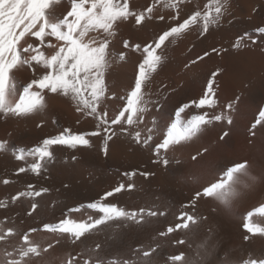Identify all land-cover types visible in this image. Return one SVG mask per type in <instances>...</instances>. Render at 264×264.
I'll return each mask as SVG.
<instances>
[{
    "label": "bare ground",
    "instance_id": "1",
    "mask_svg": "<svg viewBox=\"0 0 264 264\" xmlns=\"http://www.w3.org/2000/svg\"><path fill=\"white\" fill-rule=\"evenodd\" d=\"M117 2L122 4L125 0ZM126 2L130 12L144 14L141 24L135 22L133 15L117 20L111 35L98 29L85 37L86 43L91 39L97 44L104 38L109 41L106 91L96 104L98 115H89L90 109L71 94L47 90L45 107L37 112L21 116L0 113V142L6 143V148L0 150V235L5 236L0 240V264L13 260L20 264H69L73 257L79 264L91 257V264L97 254L105 264L111 259L172 264L170 257L174 255H183V264H243L249 259H264V235L243 228L249 212L254 213L253 223L264 226V216L254 211L264 205V183L227 213L213 198L196 195L213 177L223 175L231 166L229 161H247L257 170L264 169V127H251L264 108V34L255 31L264 27V0H227L226 4L221 0L224 6L219 22L209 25L206 32L202 17L209 12L212 0H175L176 8L165 6L173 0ZM70 10L71 0H59L49 15L55 22ZM195 12L201 14L197 23L180 35L169 37L156 49L161 60L142 85L143 102L139 106L145 110L132 125L127 124V112L120 124L113 125L111 121L124 109L134 87L138 66L145 56L144 47H154L159 35ZM56 41V37H46L41 44L26 35L20 46L32 44L51 56L63 43ZM124 41L128 42L127 48ZM120 52L124 53V60L119 59ZM31 54L34 53L24 55ZM41 74L27 66L14 70L15 99L31 79ZM209 79L213 81L211 98L215 104L197 108L192 102L205 95ZM84 95L91 99L87 92ZM184 104H189V108L181 114L182 120L206 113L211 123L202 125L190 139L157 154L155 146L163 141L176 121V111ZM215 115L230 116L232 122L229 124L226 118L215 121ZM98 117L106 119L107 124ZM105 128L109 131L105 132ZM148 129H152V140L145 144ZM64 130L99 135L89 137L90 146H51L53 159L40 161L43 167L39 174L31 172L30 165L38 157L28 153L44 139ZM107 136L111 139L105 154ZM21 151L23 160L16 158ZM164 158L169 160L168 165L163 164ZM20 168L25 171L19 172ZM121 183L125 189L102 202L116 203L127 211L151 209L158 215H145L142 223L112 221L79 240L42 230L43 224L66 217L77 221L99 218L101 214L94 210H71L96 201ZM129 184L134 185L131 190L127 188ZM29 185L33 188L29 189ZM41 188L49 191L40 197L13 200L18 193ZM33 203L37 204L35 210ZM185 211L197 223L190 222L189 229H176V223H183L178 217ZM169 227L173 228L170 233ZM8 229H12L11 235L7 234ZM25 234L38 247L39 255L30 253L21 258L20 250L29 246ZM143 251H149V257L143 258Z\"/></svg>",
    "mask_w": 264,
    "mask_h": 264
},
{
    "label": "snow or ice",
    "instance_id": "2",
    "mask_svg": "<svg viewBox=\"0 0 264 264\" xmlns=\"http://www.w3.org/2000/svg\"><path fill=\"white\" fill-rule=\"evenodd\" d=\"M58 2L59 0H0V113L21 116L37 112L45 107L44 92L47 90L51 93L62 92L66 96L71 94L85 108L90 109L89 115H98L96 104L106 91L104 75L105 70L109 66V41L104 38L97 44L94 39H91L86 43L85 37L90 31L98 29H102L105 33L111 35L110 30L117 20L127 19L133 15H135V22L141 24L144 14L136 15L130 12L126 0L122 4L118 3L117 0H71V10L62 19H56L53 22V18L50 17L49 13ZM226 3L227 0H224V4ZM224 4L221 3V0H212V4L208 6L209 12H206L202 17L203 30L205 32L208 30L209 25L219 22ZM165 6L176 8L178 4L173 0V2L167 3ZM151 11L152 9L149 8L148 12L151 13ZM199 19H201L200 12H195L182 23L170 27L169 30L159 35L154 47L153 45L144 47L145 56L138 66L134 87L127 96V104L124 109L111 121L113 125L120 124L126 112L128 113L127 124L132 125L138 118L139 113L145 110L139 106L143 102L142 85L147 80L148 74L156 70L161 60V57L156 55V49H160L169 37L180 35L189 25L197 23ZM255 31L264 34V27L257 28ZM26 35L37 38L41 44H43L46 37H56L58 41H63V43L59 45L54 54L46 56L41 48L33 47L32 44H28L27 47L20 46V41ZM124 46L125 48L128 47L127 41H124ZM136 48L139 50L140 46L136 45ZM30 52L34 54L24 55ZM125 58L124 53L120 52L119 59L124 60ZM24 66L32 68L33 71L39 70L42 74L39 78L31 79L24 86L18 99H15L17 91L14 83V70H19ZM34 87L36 90H34ZM85 92L89 94L91 99L84 95ZM212 93L213 81L209 79L205 95L198 102L193 101L192 103L197 108L213 105L215 100L211 98ZM228 107L231 108L232 105L229 104ZM188 108L189 104H184L176 111V121L168 128L163 141L155 146L157 154L161 150H167L173 144L190 139L201 130L202 125L211 123V120L206 118V113L203 115H192L190 119L182 120L181 114ZM98 118L101 119L102 123L107 124L106 119ZM224 118L228 120L229 124L232 122L230 116L215 115L212 117L215 121H220ZM258 125L264 127V108L259 111L258 117L251 127L255 129ZM107 131L109 129L105 128V132ZM148 132L150 134L144 140L145 144L152 140V129H148ZM97 135H99L98 132L74 134L70 130H64L59 135L44 139L40 146L28 153L30 156L38 157L37 162L32 163L29 170L39 174L43 167L40 161L53 159V152L50 150L51 146L68 145L73 148L90 146L89 137ZM227 135L228 133L225 132L224 136L226 137ZM135 136L137 141H139L140 133L137 132ZM110 139L111 136H107L104 141L103 150L105 154H107V145ZM5 148L6 143L0 142V150ZM16 158L23 160L25 158L23 151ZM229 163L231 166L226 167L227 170L223 172L222 176L213 177L208 181L207 186L202 188V192L198 191L196 193L198 197L201 199L224 198L227 195V189L230 182L234 179V174L247 166V161H229ZM163 164L168 165L169 160L164 158ZM24 171L25 168L19 169V172ZM131 175H135V173H131ZM143 175H147V173H143ZM4 183H9V181L5 180ZM28 187L29 189L33 188L32 185ZM133 187L134 185L132 184L127 186L128 190ZM124 189L125 185L121 183L111 191H106L96 201L89 202L87 205H80L78 208L71 210L79 211L87 208L100 213L99 218L88 217L87 221H77L66 217L55 223L43 224L42 230L68 234L74 240H79L86 234L92 233L99 226L108 225L112 221L121 220L142 223L145 222V215L147 217L158 215L156 211L151 209L141 208L139 211H127L116 203L102 202L108 197H113L114 193H120ZM48 191L49 189L47 188H41L39 191L29 190L21 192L18 193L17 197H13V200L23 196L40 197ZM2 206L3 204L0 203V207ZM31 207L35 210L37 204L33 203ZM254 211L264 216V205ZM159 214L163 215L164 213ZM253 215V212L248 213L243 228L249 233L264 235V226L259 223H253ZM178 219L182 220L183 223H176V229H189L190 222L192 225L197 223L196 218L186 211L181 212ZM172 231V227L167 229L169 233ZM7 234L11 235L12 229H8ZM247 238L245 237V239ZM3 239H5V236L0 235V240ZM24 240L29 243V246L20 250L21 258L28 256L30 253L39 255L38 247L29 242L27 234H25ZM96 247L100 248V245L97 244ZM149 255V251H143V258H147ZM90 260L91 257L89 260H85L84 264H90ZM170 260L172 264H177V262L183 264L184 257L183 255H174L170 257ZM9 264H20V262L13 260ZM69 264H79V262L73 257ZM91 264H105V262L97 254L96 259L91 261ZM107 264H136V262L111 259L107 261ZM148 264H150V261ZM243 264H264V259H249L244 261Z\"/></svg>",
    "mask_w": 264,
    "mask_h": 264
},
{
    "label": "clouds",
    "instance_id": "3",
    "mask_svg": "<svg viewBox=\"0 0 264 264\" xmlns=\"http://www.w3.org/2000/svg\"><path fill=\"white\" fill-rule=\"evenodd\" d=\"M262 183H264V169L257 170L251 162H247L244 169L234 174L227 195L224 198L214 197V202L224 212H230Z\"/></svg>",
    "mask_w": 264,
    "mask_h": 264
},
{
    "label": "rangeland",
    "instance_id": "4",
    "mask_svg": "<svg viewBox=\"0 0 264 264\" xmlns=\"http://www.w3.org/2000/svg\"><path fill=\"white\" fill-rule=\"evenodd\" d=\"M57 41H58V40H57ZM57 41H56V42H57Z\"/></svg>",
    "mask_w": 264,
    "mask_h": 264
}]
</instances>
